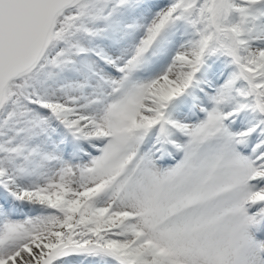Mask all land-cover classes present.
I'll list each match as a JSON object with an SVG mask.
<instances>
[{
    "label": "snow or ice",
    "instance_id": "6c2138e0",
    "mask_svg": "<svg viewBox=\"0 0 264 264\" xmlns=\"http://www.w3.org/2000/svg\"><path fill=\"white\" fill-rule=\"evenodd\" d=\"M0 264H264V0H0Z\"/></svg>",
    "mask_w": 264,
    "mask_h": 264
}]
</instances>
